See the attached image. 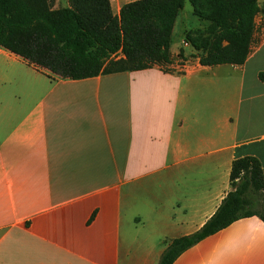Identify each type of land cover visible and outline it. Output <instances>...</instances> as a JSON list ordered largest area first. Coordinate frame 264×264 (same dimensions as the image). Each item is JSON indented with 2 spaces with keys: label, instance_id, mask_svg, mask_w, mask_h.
I'll return each mask as SVG.
<instances>
[{
  "label": "crops",
  "instance_id": "obj_1",
  "mask_svg": "<svg viewBox=\"0 0 264 264\" xmlns=\"http://www.w3.org/2000/svg\"><path fill=\"white\" fill-rule=\"evenodd\" d=\"M185 21L166 70L61 79L0 48V264H158L215 213L234 160L264 177V12L239 66L200 65ZM172 264H264V222L236 220Z\"/></svg>",
  "mask_w": 264,
  "mask_h": 264
},
{
  "label": "trees",
  "instance_id": "obj_2",
  "mask_svg": "<svg viewBox=\"0 0 264 264\" xmlns=\"http://www.w3.org/2000/svg\"><path fill=\"white\" fill-rule=\"evenodd\" d=\"M0 0V48L28 65L61 79L80 80L140 71L172 63V31L184 4L206 22L184 34L202 66L242 65L252 44L255 17L264 12L257 0H135L114 14L110 0ZM181 53L178 54L180 56ZM264 81V73L259 75ZM230 191L209 220L195 233L172 240L158 264H172L182 252L241 218L264 222V177L259 161L232 162ZM260 197L246 210L245 194Z\"/></svg>",
  "mask_w": 264,
  "mask_h": 264
},
{
  "label": "rangeland",
  "instance_id": "obj_3",
  "mask_svg": "<svg viewBox=\"0 0 264 264\" xmlns=\"http://www.w3.org/2000/svg\"><path fill=\"white\" fill-rule=\"evenodd\" d=\"M111 1H112V8L111 9H112L113 13H116L114 9L118 5L115 4L116 3L115 0H111ZM67 5H68L67 0H55L54 8L66 7ZM180 13H181V15L186 16V21H185L186 26L185 27L187 29H189V28H200L201 26L206 25V22L201 21L192 15V8H191V5L188 1L185 2L184 7ZM183 30H184V27H183ZM179 44H180L179 37H176L175 35H173L172 36V47H174V48L179 47L180 46ZM245 197L247 200L246 210L254 211V210L258 209L259 205L261 204V199L259 196L252 194L251 192H247L245 194Z\"/></svg>",
  "mask_w": 264,
  "mask_h": 264
}]
</instances>
